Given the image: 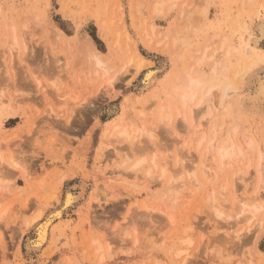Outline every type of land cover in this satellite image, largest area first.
Listing matches in <instances>:
<instances>
[{
    "label": "rangeland",
    "instance_id": "1",
    "mask_svg": "<svg viewBox=\"0 0 264 264\" xmlns=\"http://www.w3.org/2000/svg\"><path fill=\"white\" fill-rule=\"evenodd\" d=\"M243 4L212 0L207 23L190 35L191 48L222 31L244 45L257 38V28L252 35L246 26L264 17V0ZM153 7L155 0H0V110L15 112L0 127V264H264V224L257 225L264 211L253 217L238 207L241 195L249 203L258 193L264 197V173L260 182L256 164H246L252 154L225 159V165L210 156L206 183L180 188L173 208L160 200L166 186L181 182L192 159L200 163L194 144L208 122L193 137L186 125L175 127L178 136L158 119L161 88L180 51L164 36L185 24L177 6L159 14ZM85 39L103 66L84 65ZM258 45L263 57L246 74L250 81L241 95L253 92L256 74L264 77V39ZM258 50L244 52L245 59ZM137 53L146 58L142 67ZM158 67L165 68L142 89L146 70ZM242 115L248 136L240 139L251 136L264 151V110L248 108ZM124 124L139 130L119 142L116 125ZM190 136L193 144L185 146L181 138ZM154 153L157 166L147 160L142 170L122 166L126 157L132 162ZM225 180L234 186L223 189ZM147 183L153 196L142 192ZM67 189L82 190V197L51 225L56 243L50 238L29 253L36 223L61 204Z\"/></svg>",
    "mask_w": 264,
    "mask_h": 264
},
{
    "label": "bare ground",
    "instance_id": "2",
    "mask_svg": "<svg viewBox=\"0 0 264 264\" xmlns=\"http://www.w3.org/2000/svg\"><path fill=\"white\" fill-rule=\"evenodd\" d=\"M249 1L250 0H244L243 5H249ZM211 2L212 0H202V2L200 3L191 2L189 0H155V7H153L154 11L152 12V14H159L162 13L166 7L171 10L177 6L180 19L185 24L183 28H175L172 33H167V35L164 36L168 37L169 40H173V45H175L177 48H180V51L174 59L175 65L164 80L165 86L161 88V92H163L164 96L161 95L160 99L165 98V102H162L158 108V119L163 120L169 126H173L174 132L178 136L180 134L175 127L180 124L186 125L189 130L188 133L191 132L193 136L197 135V133L205 125V122H208L207 131L201 133V135H197L198 137L196 145L194 144L196 150H198L201 154V161L198 164L195 163V160L192 159V162L190 163L191 169L185 168L187 172H184L180 177L177 178L178 180H181V182H178V184L174 187H171L170 185L165 187L160 200H163V202L167 206L166 208H173L174 205L179 202L178 194L180 188L191 184H194L196 188H199L204 183H206L204 182L205 178V181H208L207 179L210 175L207 170V160L210 158V156H212L213 160L219 159L218 162L220 165H225L222 164L225 162V159L232 160L235 157L240 158V156L241 158L247 156L248 159L249 155L252 154L251 159H245L247 161L246 164L249 167L256 164L255 170L259 174L258 176L260 177V182H263L262 175L264 173V151H261V148V150L257 148V143L254 140L255 138L253 139V137L251 138V136H249L248 141L245 142V139L243 138V142L240 139L239 135L244 134L246 137L248 136V133L243 132L244 116L242 115V113L245 112V109L250 108L255 109V111L264 110V77L256 74V84L252 93L241 95L239 94V92L244 87V82H246V74L250 70H252V67H254L259 59L263 57V53H260V51L258 50V41L259 39H261V36L264 35V32H262V28H264V17L260 18L258 23L256 22L257 25L256 23L253 24L254 22H252L246 26V30L250 31L251 33L254 31L253 28L256 27L258 35L257 38L250 36L245 45L243 43L240 44L239 41H236V38H232L228 32L222 31L212 34L209 38L204 37V40L199 42L195 46V48L192 49L193 47L191 48V42L189 40V38L192 36L191 33L197 31V29L201 27L202 22L207 23L211 11ZM152 27H154V24L152 25ZM56 30L60 36H66V33L61 28L56 27ZM254 34L255 33L253 32L252 35ZM84 46V49L82 48L83 53L85 52L86 48V57L84 58V61L86 62L84 63V65L86 64L87 66L92 62H95L99 66H103L105 64V60L96 50L94 44L90 39H85ZM188 46H190V50L186 49ZM238 48L240 50L239 59H237ZM254 50H258V52L254 54V57L245 59L244 52L247 54H251ZM137 55V57L139 58L138 64L140 67H142L145 64L144 61L146 60V58H143L140 53H137ZM90 65L92 66V64ZM231 65H233V69H231ZM164 68L165 67L147 69L140 81L141 88L143 89L149 86L153 78H155V75L158 72L162 71ZM247 81L249 82L250 80L248 79ZM110 83L112 84V81H110ZM204 101L205 106L204 108H201L200 104L204 103ZM203 110H206V116L200 117L199 119L198 117L201 113L204 112ZM14 114L15 112H10L8 108H2L0 110V127L3 124L4 118L13 117ZM229 117H232V120L231 122L229 121L230 123L227 124L226 127V119ZM182 119H184L188 123H183L181 121ZM245 123H247V121ZM116 128L117 129L115 130L114 128L113 131H117V134L120 136L118 139L119 142L127 141V138L131 139L135 137L133 136V133H136L139 130V128L135 127L134 124L129 126L127 124H124L122 125V127L120 125H116ZM149 133L151 136H154V128L151 127L149 129ZM192 136H190L191 138L189 137L191 141L188 139V137L181 138L185 146H192V138L194 137ZM260 138L261 137H259V139ZM256 154H259V156H257L258 159L254 161ZM156 156V153H154L152 157L147 156V158L144 155L135 158L132 162L130 157H126L122 162V166H129L130 169L142 170L143 164L146 160L147 162H150L151 164L157 166L158 160ZM231 160H228L229 163L231 162ZM176 163H179V161L177 160ZM184 167H186V165H183V168ZM219 167L221 168V166ZM151 168L152 166H148L146 170L149 171ZM166 170V167L162 168V175L166 174ZM127 171H122V173L120 174H123V176H131L132 174L129 173L130 171ZM247 172H250V170H248ZM184 175L187 176L185 180ZM228 181L225 180L222 183L224 187L223 189H228V187H232V185L234 186V184ZM244 182L245 186H247L248 182ZM77 189H79V187ZM236 189L237 188H234L235 191ZM143 190L144 191L142 192H144L146 195L153 196L151 183H147L144 186ZM80 196L82 197V190H78V192H76L71 189H67L64 200H62L61 204L50 210L44 215V217L38 220L34 227V235L30 237L27 242V249L29 253L32 250H38L44 247L50 238L53 241L55 240L56 243L57 238L53 237L54 235L50 237L51 225L57 219L62 218L65 211L73 206ZM245 196L241 195V198L238 199V203H240L238 207L241 211H249L250 215H252L253 217L257 216V212L264 211L263 196L259 195L258 193L257 196L255 195V201H253L252 203L245 201ZM213 198L214 197L212 196L209 197V199H211V207L214 208V211H216L217 214L221 215L222 211L217 208V203ZM35 218L37 219L38 216H35L34 220H36ZM168 218L172 219V216L169 212ZM263 224L264 214L262 215V218H260L257 225L261 226ZM55 243L53 242V244ZM181 253L184 252L179 251L177 252V255L182 256ZM186 256L188 257V255ZM185 257L184 259H186ZM181 259H183V256Z\"/></svg>",
    "mask_w": 264,
    "mask_h": 264
},
{
    "label": "snow or ice",
    "instance_id": "3",
    "mask_svg": "<svg viewBox=\"0 0 264 264\" xmlns=\"http://www.w3.org/2000/svg\"><path fill=\"white\" fill-rule=\"evenodd\" d=\"M262 32H264V28H262ZM261 39H264V35L261 36Z\"/></svg>",
    "mask_w": 264,
    "mask_h": 264
}]
</instances>
